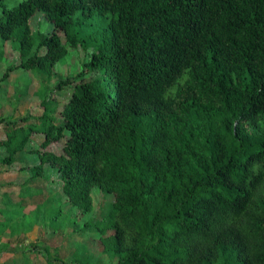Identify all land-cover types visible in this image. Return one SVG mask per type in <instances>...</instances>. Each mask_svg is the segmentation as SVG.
Wrapping results in <instances>:
<instances>
[{
    "label": "trees",
    "instance_id": "trees-1",
    "mask_svg": "<svg viewBox=\"0 0 264 264\" xmlns=\"http://www.w3.org/2000/svg\"><path fill=\"white\" fill-rule=\"evenodd\" d=\"M39 13L51 34L32 31ZM0 38L21 58L3 80L23 70L46 75L45 96L73 89L63 124L50 97L40 127L0 139V164L44 135L28 183L53 167L82 216L97 188L111 195L84 230L114 264H264V0H24L3 7ZM70 49L92 54L52 89Z\"/></svg>",
    "mask_w": 264,
    "mask_h": 264
},
{
    "label": "rangeland",
    "instance_id": "rangeland-1",
    "mask_svg": "<svg viewBox=\"0 0 264 264\" xmlns=\"http://www.w3.org/2000/svg\"><path fill=\"white\" fill-rule=\"evenodd\" d=\"M23 1L0 0V15L3 14V7H16ZM31 28L33 32H53L52 24L40 13L32 18ZM91 54V50L85 53L70 49L66 60L56 67L49 82L51 88L56 87L59 77L65 79L78 74ZM0 59V120L10 123L0 126V139L5 140L7 133L21 127H40L37 119L44 114V100L50 97L53 101L49 103V116L56 124H63L61 113L73 89L47 92L45 96L43 78L46 75L23 70H15L8 79L3 80L7 69L19 66L21 58L12 44L1 38ZM30 116L34 118L27 120ZM43 141L44 135L34 134L24 154L18 155L16 163L0 164V264L116 263L117 259L104 253L99 232L84 230L86 223L101 221L111 210V195L97 188L94 191V212L82 216L63 195L59 172L53 167H45L47 182L39 185L28 183L31 172L27 166L39 163V159L30 152L32 149L43 151ZM65 144L64 139L51 145L47 151L61 155ZM7 156V150L0 148V158ZM58 209H62V212L58 222L52 225V216Z\"/></svg>",
    "mask_w": 264,
    "mask_h": 264
}]
</instances>
